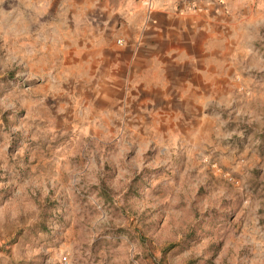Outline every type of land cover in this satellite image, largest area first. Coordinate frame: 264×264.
<instances>
[{"label":"rangeland","instance_id":"rangeland-1","mask_svg":"<svg viewBox=\"0 0 264 264\" xmlns=\"http://www.w3.org/2000/svg\"><path fill=\"white\" fill-rule=\"evenodd\" d=\"M172 2L0 0V264H264V0Z\"/></svg>","mask_w":264,"mask_h":264},{"label":"crops","instance_id":"crops-1","mask_svg":"<svg viewBox=\"0 0 264 264\" xmlns=\"http://www.w3.org/2000/svg\"><path fill=\"white\" fill-rule=\"evenodd\" d=\"M128 5L130 6H154L160 8H168L169 5H174L172 0H128ZM185 5V4H184Z\"/></svg>","mask_w":264,"mask_h":264}]
</instances>
